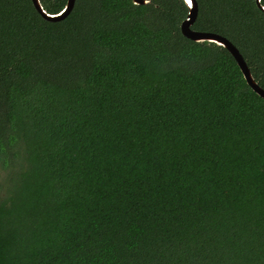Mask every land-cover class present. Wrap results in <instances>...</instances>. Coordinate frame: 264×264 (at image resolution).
I'll use <instances>...</instances> for the list:
<instances>
[{"label": "trees", "instance_id": "obj_1", "mask_svg": "<svg viewBox=\"0 0 264 264\" xmlns=\"http://www.w3.org/2000/svg\"><path fill=\"white\" fill-rule=\"evenodd\" d=\"M145 1L0 0V264H264V100ZM197 2L264 90L257 0Z\"/></svg>", "mask_w": 264, "mask_h": 264}, {"label": "water", "instance_id": "obj_2", "mask_svg": "<svg viewBox=\"0 0 264 264\" xmlns=\"http://www.w3.org/2000/svg\"><path fill=\"white\" fill-rule=\"evenodd\" d=\"M76 1L77 0H69L65 10L58 15L47 14L43 10L39 0H32V3L37 13L42 17L44 21L49 22L50 24H61L65 22L72 15L75 9ZM182 1L184 2L185 6L188 9L187 19L181 25V32L184 38L197 44H202V43L215 44L218 47L227 50L236 61L248 86L253 90L255 94H257L260 98L264 100V90L256 83L251 70L249 69L244 57L241 55L239 50L230 41H228L227 39L221 36L210 33H201L193 30V27L195 26L199 16L198 2L197 0H191V2H189V0H182ZM133 4L134 6L141 7V6L149 5L150 2L145 0H133ZM256 4L258 9L264 13L262 0H257Z\"/></svg>", "mask_w": 264, "mask_h": 264}, {"label": "rangeland", "instance_id": "obj_3", "mask_svg": "<svg viewBox=\"0 0 264 264\" xmlns=\"http://www.w3.org/2000/svg\"><path fill=\"white\" fill-rule=\"evenodd\" d=\"M8 172L0 165V196L3 194L5 183H8Z\"/></svg>", "mask_w": 264, "mask_h": 264}, {"label": "snow or ice", "instance_id": "obj_4", "mask_svg": "<svg viewBox=\"0 0 264 264\" xmlns=\"http://www.w3.org/2000/svg\"><path fill=\"white\" fill-rule=\"evenodd\" d=\"M189 2H191V0H189Z\"/></svg>", "mask_w": 264, "mask_h": 264}]
</instances>
